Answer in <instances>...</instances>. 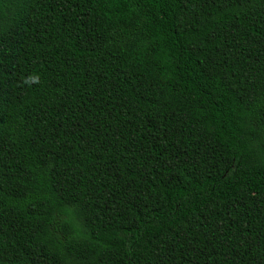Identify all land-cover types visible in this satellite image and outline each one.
<instances>
[{
  "label": "trees",
  "instance_id": "1",
  "mask_svg": "<svg viewBox=\"0 0 264 264\" xmlns=\"http://www.w3.org/2000/svg\"><path fill=\"white\" fill-rule=\"evenodd\" d=\"M0 264H264V0H0Z\"/></svg>",
  "mask_w": 264,
  "mask_h": 264
},
{
  "label": "clouds",
  "instance_id": "2",
  "mask_svg": "<svg viewBox=\"0 0 264 264\" xmlns=\"http://www.w3.org/2000/svg\"><path fill=\"white\" fill-rule=\"evenodd\" d=\"M28 79L31 80L33 83H36V82H38L39 77H35V78L29 77ZM25 82L27 83L28 81H25Z\"/></svg>",
  "mask_w": 264,
  "mask_h": 264
}]
</instances>
